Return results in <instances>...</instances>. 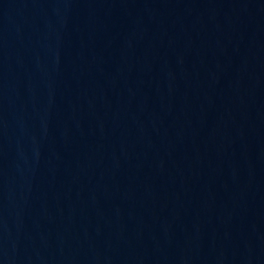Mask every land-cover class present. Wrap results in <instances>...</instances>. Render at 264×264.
I'll return each mask as SVG.
<instances>
[{
  "label": "water",
  "instance_id": "obj_1",
  "mask_svg": "<svg viewBox=\"0 0 264 264\" xmlns=\"http://www.w3.org/2000/svg\"><path fill=\"white\" fill-rule=\"evenodd\" d=\"M0 264H264V0H0Z\"/></svg>",
  "mask_w": 264,
  "mask_h": 264
}]
</instances>
